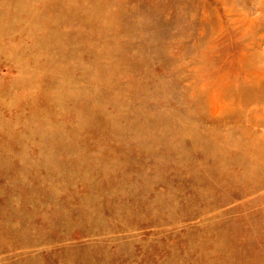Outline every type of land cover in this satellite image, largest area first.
I'll return each instance as SVG.
<instances>
[{
  "label": "rangeland",
  "instance_id": "obj_1",
  "mask_svg": "<svg viewBox=\"0 0 264 264\" xmlns=\"http://www.w3.org/2000/svg\"><path fill=\"white\" fill-rule=\"evenodd\" d=\"M262 37L264 0H0V264H264Z\"/></svg>",
  "mask_w": 264,
  "mask_h": 264
},
{
  "label": "bare ground",
  "instance_id": "obj_2",
  "mask_svg": "<svg viewBox=\"0 0 264 264\" xmlns=\"http://www.w3.org/2000/svg\"><path fill=\"white\" fill-rule=\"evenodd\" d=\"M248 50L249 51L248 53H246V57L248 56V59L253 64V67L248 70V73H253L256 76V82L254 81L256 85H262L264 84V63H262L261 61L262 54L260 51H264V37H262V39H260L259 41H255L251 45V48H248ZM261 81H263V83H259ZM223 107L224 104H220L217 98L215 97L212 101L213 114L216 116L221 114V111L224 110Z\"/></svg>",
  "mask_w": 264,
  "mask_h": 264
}]
</instances>
